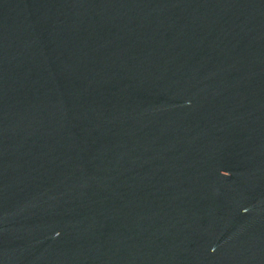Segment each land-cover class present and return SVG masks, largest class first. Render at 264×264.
I'll return each instance as SVG.
<instances>
[{
	"label": "water",
	"instance_id": "1",
	"mask_svg": "<svg viewBox=\"0 0 264 264\" xmlns=\"http://www.w3.org/2000/svg\"><path fill=\"white\" fill-rule=\"evenodd\" d=\"M0 264H264V0H0Z\"/></svg>",
	"mask_w": 264,
	"mask_h": 264
}]
</instances>
